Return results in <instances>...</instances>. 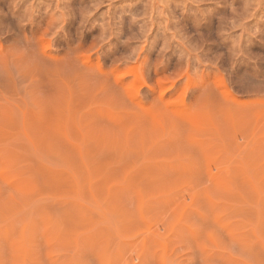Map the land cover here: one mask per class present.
<instances>
[{"label":"rangeland","instance_id":"obj_1","mask_svg":"<svg viewBox=\"0 0 264 264\" xmlns=\"http://www.w3.org/2000/svg\"><path fill=\"white\" fill-rule=\"evenodd\" d=\"M0 264H264V0H0Z\"/></svg>","mask_w":264,"mask_h":264}]
</instances>
